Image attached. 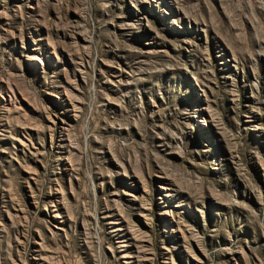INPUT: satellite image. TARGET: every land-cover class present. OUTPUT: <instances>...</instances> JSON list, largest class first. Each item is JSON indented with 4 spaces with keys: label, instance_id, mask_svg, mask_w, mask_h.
<instances>
[{
    "label": "rangeland",
    "instance_id": "1",
    "mask_svg": "<svg viewBox=\"0 0 264 264\" xmlns=\"http://www.w3.org/2000/svg\"><path fill=\"white\" fill-rule=\"evenodd\" d=\"M0 264H264V0H0Z\"/></svg>",
    "mask_w": 264,
    "mask_h": 264
}]
</instances>
